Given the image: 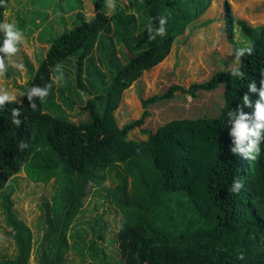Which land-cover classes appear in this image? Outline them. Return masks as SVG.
Listing matches in <instances>:
<instances>
[{"label": "trees", "instance_id": "trees-1", "mask_svg": "<svg viewBox=\"0 0 264 264\" xmlns=\"http://www.w3.org/2000/svg\"><path fill=\"white\" fill-rule=\"evenodd\" d=\"M120 1L123 7L119 3L120 10L113 15L103 10L106 0H94L97 13L92 18L78 12L79 23L51 40L27 89L53 84L54 66L77 54L78 78L85 87L81 78L86 59L95 45L106 53L99 37L114 27L128 61L114 72L104 114L97 109L99 97L88 100L83 109L89 111L90 120L81 122L48 113L44 108L48 96L43 103L36 99V111L26 95L21 103L0 108V192L28 163L41 162L47 179H56V215L50 211L45 218L41 264H64L73 248L69 231L85 205L87 187L103 186L108 171L116 166L121 170L110 194L121 213L119 243L125 264H264V142L256 159L233 154L228 118L245 94L252 106L244 111L254 114L259 95L249 92L248 84L255 80L259 89L264 80V25L238 21L247 44L253 46V53L239 61L243 79L224 68L189 88L173 85L164 94L143 99L142 116L120 126L115 111L125 90L169 56L177 38L214 0ZM10 2L4 0L0 6V21L5 20ZM161 16L167 17L166 35L150 40L146 26L151 21L158 27ZM234 25L228 4L227 30L236 52L241 46L234 39ZM219 88H224V105L218 115L174 119L149 132L145 140L129 138L151 116V104L173 99L178 91L196 98L200 91ZM13 108H20V126L12 123ZM21 142L28 147L21 150ZM236 178L244 187L233 193L229 189ZM11 196L5 195L4 207L17 255L0 264H30L33 229L18 217Z\"/></svg>", "mask_w": 264, "mask_h": 264}, {"label": "rangeland", "instance_id": "rangeland-1", "mask_svg": "<svg viewBox=\"0 0 264 264\" xmlns=\"http://www.w3.org/2000/svg\"><path fill=\"white\" fill-rule=\"evenodd\" d=\"M93 2L11 0L5 19L16 23L24 31L26 45L14 57L23 64L24 71L9 67L6 76L0 77V86L14 90L18 100H21L23 95L19 94L26 93L29 88L38 70L36 63L44 58L51 40L79 23L78 12H83L88 19L94 17L97 12ZM119 3L123 7L120 0H115L114 10L108 9L105 4L104 12L115 14L120 10ZM228 4L235 18L234 39L240 46L247 42L239 20H245L253 26L264 25V0H214L205 14L177 38L169 56L153 69L145 71L131 88L125 90L121 104L115 111L120 126L142 116L145 111L143 99L164 94L173 85L189 88L193 83L209 80L221 69L235 66L234 44L230 42L227 30ZM113 32L106 30L99 37L100 42H104L106 53H102L95 45L86 59L81 78L85 87L81 86L78 78V54L62 64L65 80L62 84L53 82L44 102L48 113L76 122L88 121L89 111L83 108L89 99L99 97L97 109L100 115L104 114L105 94L114 72L118 65L128 61L121 39L116 38ZM3 38L4 34L0 31V45L3 44ZM223 94L224 88L213 92L200 91L196 98L178 91L173 99L151 104L148 107L151 116L142 128L134 129L129 138L145 140L149 132L157 131L174 119L216 116L224 105ZM120 170V166L109 170L108 180L103 186L87 187L85 205L69 231L73 248L67 253L64 264H125L119 243L121 213L112 203L110 194L118 184L117 172ZM57 186L55 178L50 181L47 179V171L42 170L41 162H34L28 163L24 171L15 175L0 192V237H3L0 240V262L17 255L16 241L7 222L5 195L12 194L18 217L33 229L35 245L30 264H41L39 243L46 227V215L50 211L52 216L56 215L54 196ZM93 239L95 249L92 247Z\"/></svg>", "mask_w": 264, "mask_h": 264}, {"label": "clouds", "instance_id": "clouds-1", "mask_svg": "<svg viewBox=\"0 0 264 264\" xmlns=\"http://www.w3.org/2000/svg\"><path fill=\"white\" fill-rule=\"evenodd\" d=\"M0 6H4V0H0ZM106 7L114 10L116 7L115 0H106ZM89 22H91L89 20ZM167 17H159V26L153 27L152 22L147 24V32L150 40H155L157 36L166 35ZM0 31L3 32V44L0 45V77L6 76L9 67L23 71V64L17 59H14L20 52L22 46L26 45V38L24 31L14 22H9L7 19L0 21ZM253 53V46L248 43L237 48L235 52V66L230 69V74L233 77L243 79L245 73L240 70L239 61L245 55ZM56 75L52 78L54 83L62 84L65 80L63 67L61 64H56L52 69ZM261 87L258 89L255 80L248 84L249 92L257 93L259 99L255 102L254 114H249L244 111V107L252 106L251 98L245 94L242 99V104L238 109L228 113L229 122L231 123L230 136L233 138V147L231 152L233 154H241L249 159H256L261 153V144L264 142V80L261 81ZM52 83L44 84L43 86L35 85L31 87L26 93L19 95H26L30 102V108L33 111L37 110L36 99L41 103L49 95ZM18 95L14 90L0 86V108L7 104L17 103ZM20 108L12 109V123L20 126L22 121L20 117ZM23 150L28 147L27 143L21 142L19 145ZM244 187L239 178L233 180L229 191L238 193ZM3 237H0L2 240ZM242 258V257H241Z\"/></svg>", "mask_w": 264, "mask_h": 264}, {"label": "crops", "instance_id": "crops-1", "mask_svg": "<svg viewBox=\"0 0 264 264\" xmlns=\"http://www.w3.org/2000/svg\"><path fill=\"white\" fill-rule=\"evenodd\" d=\"M46 44H47V43H46ZM49 47H50V44H49L48 47H47L46 53H47ZM46 53H45L44 57L46 56ZM36 64H37V65H36V69H38V67H39V63L37 62ZM23 69H24V68H23ZM23 71H24V70H23ZM26 71H27V69H26ZM24 96H25V95H23V97H22L21 100H18L19 103H21V102L23 101Z\"/></svg>", "mask_w": 264, "mask_h": 264}, {"label": "bare ground", "instance_id": "bare-ground-1", "mask_svg": "<svg viewBox=\"0 0 264 264\" xmlns=\"http://www.w3.org/2000/svg\"><path fill=\"white\" fill-rule=\"evenodd\" d=\"M86 235V234H85ZM1 253V252H0Z\"/></svg>", "mask_w": 264, "mask_h": 264}]
</instances>
